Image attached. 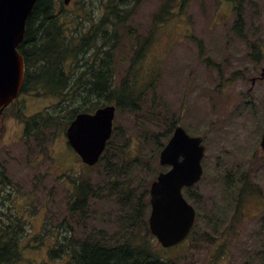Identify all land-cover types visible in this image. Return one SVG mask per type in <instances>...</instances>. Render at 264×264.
Here are the masks:
<instances>
[{
    "label": "rangeland",
    "instance_id": "obj_1",
    "mask_svg": "<svg viewBox=\"0 0 264 264\" xmlns=\"http://www.w3.org/2000/svg\"><path fill=\"white\" fill-rule=\"evenodd\" d=\"M103 2L72 0L70 5L84 6L94 23L104 15ZM136 6L121 12L125 19L114 66L119 86L142 47L138 73L125 93L133 98L141 92V97L135 111L116 109L113 126L122 143L131 139L133 150L139 147L142 154L155 150L154 134L164 145L173 133L172 122L187 135L201 137L204 146L202 179L188 189L191 198L183 192L198 215L194 231L184 244L162 249V256L175 264H263L264 168L251 169L255 193L248 199L241 195L238 201L236 188L233 195L226 185L234 186V169L243 175L250 167L264 166L259 148L264 82L251 83L264 68V0H140ZM237 18L242 37L233 27ZM56 103L51 97L20 95L0 114V164L13 183L0 188V219L16 214L28 221L27 237L21 240L24 259L17 264H66L68 257L49 259L57 243L50 235L62 231L59 224L68 217L71 182L77 177L89 178L102 190V199L91 205L84 221L88 231L110 235L116 230L118 208L102 186L101 165L85 166L58 128L51 130L47 148L40 146L42 128L23 136L25 121L51 113ZM226 202L232 207L226 209ZM80 234L76 226L60 238L73 236L77 242ZM33 237L41 240L36 243ZM151 238L156 248L159 243Z\"/></svg>",
    "mask_w": 264,
    "mask_h": 264
},
{
    "label": "trees",
    "instance_id": "obj_2",
    "mask_svg": "<svg viewBox=\"0 0 264 264\" xmlns=\"http://www.w3.org/2000/svg\"><path fill=\"white\" fill-rule=\"evenodd\" d=\"M97 1H104V15L94 23H89L84 6L57 7V0H38L26 21L24 39L18 46L25 64L21 93L51 97L57 103L51 113L42 112L25 121L24 137H32L33 129L42 128L45 148L51 130L64 131L78 113H91L108 103L114 104L118 110L135 111L141 97V92L133 98L125 96L142 58L141 53H135L127 76L119 86L115 84L114 66L115 50L120 42L119 25L124 20L121 12L130 4L136 6L140 0ZM84 21L88 25L82 29L79 25ZM240 25L238 19L235 28L242 37ZM175 123H171L173 128ZM154 138L155 150L151 154H142L139 147L135 150L130 147V139L122 143L118 130L114 128L98 164L101 165L102 186L108 192L107 198L112 199L118 208L116 230L110 235L95 228L88 231L84 221L91 205L102 199V190L101 186L91 184L89 178L77 177L71 182L68 217L59 224L62 231L50 235L57 241L48 252L50 259L68 257L66 264H175L162 256L159 246L155 248L156 242L148 229L147 189L157 171H161L156 158L163 147L158 143V134H154ZM120 163H131L132 166L124 167ZM133 177H136L135 185ZM2 187H13V183L0 164ZM27 222L16 214L7 217L6 221L0 219V263L21 261L24 250L21 240L27 237ZM76 226L81 229L77 242L73 236L60 238L63 231L69 233ZM47 231L51 233V230ZM34 239L37 243L40 238ZM38 246L40 244L35 247Z\"/></svg>",
    "mask_w": 264,
    "mask_h": 264
},
{
    "label": "water",
    "instance_id": "obj_3",
    "mask_svg": "<svg viewBox=\"0 0 264 264\" xmlns=\"http://www.w3.org/2000/svg\"><path fill=\"white\" fill-rule=\"evenodd\" d=\"M37 0H0V113L18 96L24 78V61L17 47L23 41L25 24ZM70 0H64L68 4ZM264 77L262 69L259 79ZM254 79H252V82ZM115 106L106 105L94 113H79L66 129V138L87 166H94L112 134ZM264 150V133L261 141ZM204 146L177 126L159 154L161 166H171L151 184L149 229L163 248L186 239L196 213L182 195L202 175Z\"/></svg>",
    "mask_w": 264,
    "mask_h": 264
},
{
    "label": "flooded vegetation",
    "instance_id": "obj_4",
    "mask_svg": "<svg viewBox=\"0 0 264 264\" xmlns=\"http://www.w3.org/2000/svg\"><path fill=\"white\" fill-rule=\"evenodd\" d=\"M263 132H264V130H262L261 139H262ZM261 139H260V142H259V148H260V150L262 152L261 155H260V157H263L262 162H264V150L261 149V145H260L261 144ZM251 155H253L254 157L256 156L255 153L254 154H251ZM255 167H257V168H264V166L256 165L254 167H250L246 171V174H243V175H242V173L244 171L239 172L238 170H235L234 169V172L232 173L233 174V176H232V184L234 186H231V185H226V186H230V189H232L233 191H235V188H236V191L238 192V196H237L238 201H240L241 195H243L245 199H248L249 197H251L252 195H254V193H255L254 192V187L250 183V176H251V169H253ZM226 186L224 188V192L223 193H225L226 190H227L226 189ZM239 186H240V188H239ZM255 191L258 192V190H255ZM262 216H264V214ZM263 264H264V259H263Z\"/></svg>",
    "mask_w": 264,
    "mask_h": 264
}]
</instances>
